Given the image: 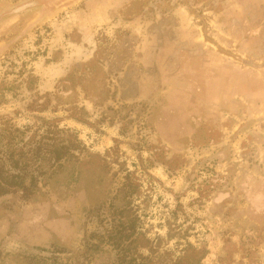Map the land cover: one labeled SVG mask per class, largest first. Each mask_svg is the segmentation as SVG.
I'll return each instance as SVG.
<instances>
[{
	"label": "rangeland",
	"instance_id": "rangeland-1",
	"mask_svg": "<svg viewBox=\"0 0 264 264\" xmlns=\"http://www.w3.org/2000/svg\"><path fill=\"white\" fill-rule=\"evenodd\" d=\"M96 51L95 99L77 88L58 102ZM3 115L32 126L26 141L56 121L84 150L33 196L0 197V264H117L109 246L83 253L128 172L159 264L188 243L202 264H264V0H0Z\"/></svg>",
	"mask_w": 264,
	"mask_h": 264
},
{
	"label": "trees",
	"instance_id": "trees-1",
	"mask_svg": "<svg viewBox=\"0 0 264 264\" xmlns=\"http://www.w3.org/2000/svg\"><path fill=\"white\" fill-rule=\"evenodd\" d=\"M101 60L99 52L96 51L94 61L74 66L69 74L59 81L56 87V100L60 102L65 93L75 92L77 88H81L90 100L95 99V95H93L94 97L91 95L88 85L98 91L96 79ZM32 79L38 80L37 78ZM95 90H93L94 93H97ZM107 93L109 94L108 91L99 92L98 97L101 96V101L106 99ZM74 103L71 101L64 104L73 107ZM33 104L30 105L29 110L34 111ZM50 104L51 99L48 95L46 102L38 105V112L48 110ZM74 110V115L72 114L70 117L77 122L84 123L85 112L77 106L74 107ZM42 120L44 126L42 124L38 128L44 129L45 134L41 140L37 142V134L34 133L26 141L25 137L32 132V126H24L21 129L13 124L10 116H0V197L18 192H22L26 197H31L38 191L40 177H43L44 184H46L47 178H51L65 169L66 164L75 162L81 164L78 153L84 150V146L78 135L67 127L60 128L56 121L44 118ZM61 134H67L70 139L65 140ZM50 141L52 143H49ZM162 161V164L166 165V160ZM149 164L151 167L154 166L152 161H149ZM108 173L110 174L111 171ZM48 174L50 175L48 176ZM116 176L117 173H114L111 177L114 179ZM142 190L141 180L132 178V174L128 172L124 183L111 198L108 207L109 216L105 220L101 219V224L105 225L104 232L92 234L85 240L83 254L87 255V258L102 251L101 248L105 245L116 253L117 264H159V260L155 261L144 252V250L150 249L155 253V250H153V241L149 238L146 229L147 208L142 207L148 203L149 196ZM106 200L99 198L97 200L99 203L93 202L92 204L95 205L91 211L101 210ZM204 258L205 253L198 251L193 244L188 243L182 250V255L171 261V264H202Z\"/></svg>",
	"mask_w": 264,
	"mask_h": 264
}]
</instances>
